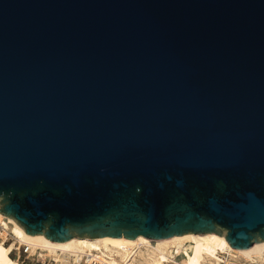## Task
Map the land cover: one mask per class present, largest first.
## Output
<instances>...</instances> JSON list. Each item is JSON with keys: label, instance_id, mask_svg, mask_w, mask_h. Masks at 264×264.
I'll use <instances>...</instances> for the list:
<instances>
[{"label": "water", "instance_id": "obj_1", "mask_svg": "<svg viewBox=\"0 0 264 264\" xmlns=\"http://www.w3.org/2000/svg\"><path fill=\"white\" fill-rule=\"evenodd\" d=\"M0 213L264 242V0H0Z\"/></svg>", "mask_w": 264, "mask_h": 264}, {"label": "bare ground", "instance_id": "obj_2", "mask_svg": "<svg viewBox=\"0 0 264 264\" xmlns=\"http://www.w3.org/2000/svg\"><path fill=\"white\" fill-rule=\"evenodd\" d=\"M0 216L1 220H8L7 226L12 230L18 243H28L51 253L58 250L70 254L85 251H109L117 253L124 258L131 254L130 251L137 248L138 254L144 258L138 264H161L175 250L187 254L184 264H219L220 254L225 251H231L233 254L247 260L254 258L264 260V242L256 243L249 249L237 250L231 247L224 236L216 233L188 234L181 237L159 240H152L143 236L135 240L125 237H77L61 243L51 241L44 235H29L14 219L8 218L1 213ZM11 249L10 246H6L0 242V264H15L10 256Z\"/></svg>", "mask_w": 264, "mask_h": 264}, {"label": "built area", "instance_id": "obj_3", "mask_svg": "<svg viewBox=\"0 0 264 264\" xmlns=\"http://www.w3.org/2000/svg\"><path fill=\"white\" fill-rule=\"evenodd\" d=\"M7 221L0 218V242L12 248L10 256L15 264H138L144 260L138 254L137 248L131 249V254L124 258L109 251H85L70 254L58 250L51 253L28 243H18L12 230L8 228ZM185 258H187L185 252L175 250L161 264H184ZM219 264H264V260L261 258L247 260L231 251H225L220 254Z\"/></svg>", "mask_w": 264, "mask_h": 264}]
</instances>
